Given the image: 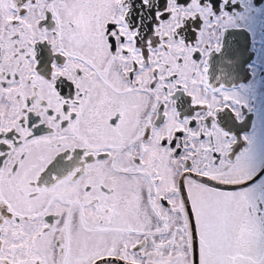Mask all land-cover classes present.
Instances as JSON below:
<instances>
[{
    "label": "snow or ice",
    "instance_id": "snow-or-ice-1",
    "mask_svg": "<svg viewBox=\"0 0 264 264\" xmlns=\"http://www.w3.org/2000/svg\"><path fill=\"white\" fill-rule=\"evenodd\" d=\"M0 264H264V0H0Z\"/></svg>",
    "mask_w": 264,
    "mask_h": 264
}]
</instances>
